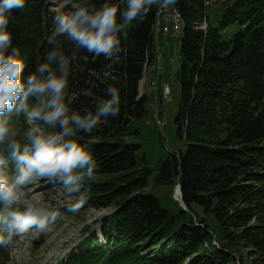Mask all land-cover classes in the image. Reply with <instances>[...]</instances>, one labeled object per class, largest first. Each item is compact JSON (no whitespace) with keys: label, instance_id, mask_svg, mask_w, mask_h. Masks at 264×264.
I'll list each match as a JSON object with an SVG mask.
<instances>
[{"label":"trees","instance_id":"16d2710c","mask_svg":"<svg viewBox=\"0 0 264 264\" xmlns=\"http://www.w3.org/2000/svg\"><path fill=\"white\" fill-rule=\"evenodd\" d=\"M205 1L178 0L174 6L181 57L174 125L185 150L169 153L153 177L155 185L180 187L186 211L172 199L175 210L163 207L147 193L154 170L141 146L128 140L138 135L128 127L148 113L150 94L139 96V83L154 77L149 68L155 61L157 7L121 30L118 58L95 57L60 38L71 61V108L94 109L109 87L121 95L118 116L102 118L91 134L78 136L99 178L90 181L88 199L78 208H112L100 222L103 241L89 232L63 264H264V0L218 2L217 27ZM112 2L120 22L124 4ZM51 7L48 0H26L22 11L12 13V43L26 64L22 77L51 47L44 41L57 14Z\"/></svg>","mask_w":264,"mask_h":264},{"label":"clouds","instance_id":"9594fccd","mask_svg":"<svg viewBox=\"0 0 264 264\" xmlns=\"http://www.w3.org/2000/svg\"><path fill=\"white\" fill-rule=\"evenodd\" d=\"M120 22L112 0H73L71 10L53 17V29L44 37L51 46L26 77L21 49L13 46L9 24L13 11L26 0H0V246L30 228L43 233L60 215L43 197L29 196L27 187L41 180L62 182L68 191H79L91 181L97 167L86 144L78 136L91 134L108 117L120 113L121 95L106 89L92 110H75L66 102L70 59L64 41L73 42L95 57L118 58L119 33L133 21L142 22L154 7H174L178 0H122ZM31 101V102H30ZM23 115L21 134L10 114Z\"/></svg>","mask_w":264,"mask_h":264},{"label":"rangeland","instance_id":"374dc122","mask_svg":"<svg viewBox=\"0 0 264 264\" xmlns=\"http://www.w3.org/2000/svg\"><path fill=\"white\" fill-rule=\"evenodd\" d=\"M53 5L51 11L58 13L62 11L65 5L72 4V0H63L60 4L58 0H48ZM221 8L220 4H212L207 8V16L213 26L217 27L219 15L217 11ZM159 52L162 56L163 81L169 87V96L171 100L164 102L160 98V88L162 79L157 82V94L151 95L149 92L148 113L144 119L136 121L128 127L131 133L138 130V135H130L128 140L133 144H139L140 153L146 157L147 166L154 170L161 162H163L169 153L180 150L182 153L185 150L184 142L181 141L176 134L174 125V117L177 111L179 100V86L175 71L178 69V64L181 62L179 48L175 39L159 38ZM173 60L171 63L170 61ZM149 77V76H148ZM147 77V83L143 86V91H148L151 88L152 78ZM151 102L156 104L160 109L159 121L163 124L159 126L154 118V113L151 107ZM13 120V122H12ZM24 117L16 115L11 119L19 132L22 134L25 129ZM156 171L148 178L149 187L147 193L155 196L160 205L167 207L170 210L176 209V204L172 201L175 197L176 184L171 187L168 185H155L153 177ZM97 176H93L91 181H98ZM90 181L77 192L68 191L63 186L62 182L53 184L47 183L46 180H41L36 184L29 185L27 192L29 196L43 197L46 203L52 206L53 210H58L60 215L51 224L50 230L39 232L35 230H27L21 235L13 237V243L8 246H0V264H63V260L76 248V246L89 235V232H95L98 239L103 241L100 232V222L102 214L110 213L112 208L107 209H81L73 207L82 205L88 199V194L85 189L88 188ZM172 199V200H171ZM175 201V200H174ZM176 202V201H175ZM67 210L66 213L60 211ZM69 210V211H68ZM183 219L177 222L179 227L185 224ZM211 223V222H210ZM213 228V224H210Z\"/></svg>","mask_w":264,"mask_h":264},{"label":"built area","instance_id":"2783aa9c","mask_svg":"<svg viewBox=\"0 0 264 264\" xmlns=\"http://www.w3.org/2000/svg\"><path fill=\"white\" fill-rule=\"evenodd\" d=\"M215 4H218L217 0H215ZM205 6L208 7V0L205 1ZM174 11L175 7H168V8H160V12L158 15V33H157V39H156V46H155V61L153 65H151L152 73L154 74L153 79L155 80V88H152V92L157 91V82L159 78L162 79V84L160 88L161 97L164 102H169V87L168 85L163 81V67L161 64L162 56L159 52V38H173L175 39V42H177L178 38V20L179 18H174ZM171 63L173 60L170 61ZM150 91V92H151ZM154 118L156 123L159 126H162L163 124L159 121V115L161 114L160 109L155 104H151Z\"/></svg>","mask_w":264,"mask_h":264},{"label":"bare ground","instance_id":"6f19581e","mask_svg":"<svg viewBox=\"0 0 264 264\" xmlns=\"http://www.w3.org/2000/svg\"><path fill=\"white\" fill-rule=\"evenodd\" d=\"M212 2H215V0H211ZM223 0H217V2H222ZM210 2H208V4H209ZM159 12H160V8L159 7H157V10H156V20H155V23H154V31H155V40L157 39V33H158V15H159ZM174 18H179V12L175 9V11H174ZM179 29H180V27H179V20H178V33H179ZM149 70L151 71V73H152V69L151 68H149ZM150 85H151V88H150V90L148 91V92H150L151 91V89L152 88H155V80L152 78V80H151V83H150ZM171 100V98H170V96H169V101ZM174 194H175V199H178L179 200V196L178 195H176L177 193H176V190H175V192H174Z\"/></svg>","mask_w":264,"mask_h":264},{"label":"water","instance_id":"95a60500","mask_svg":"<svg viewBox=\"0 0 264 264\" xmlns=\"http://www.w3.org/2000/svg\"><path fill=\"white\" fill-rule=\"evenodd\" d=\"M144 83H145V80H144V78H143V79L140 81V83H139V96H142V94H143V86H144ZM175 190H176V193H177L176 195L179 196V200H178V199H175V198H173V199L178 203L179 207H180L183 211H186V207H185V205L183 204L182 199H181V191H180V187H179V186H176Z\"/></svg>","mask_w":264,"mask_h":264}]
</instances>
